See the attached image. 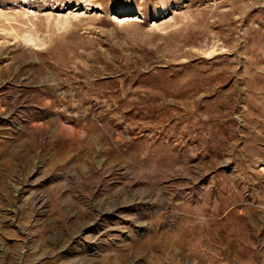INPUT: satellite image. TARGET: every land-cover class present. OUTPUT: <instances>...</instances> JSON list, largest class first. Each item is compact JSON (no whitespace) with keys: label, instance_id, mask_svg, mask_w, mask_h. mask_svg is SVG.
<instances>
[{"label":"rangeland","instance_id":"obj_1","mask_svg":"<svg viewBox=\"0 0 264 264\" xmlns=\"http://www.w3.org/2000/svg\"><path fill=\"white\" fill-rule=\"evenodd\" d=\"M0 264H264V0H0Z\"/></svg>","mask_w":264,"mask_h":264}]
</instances>
